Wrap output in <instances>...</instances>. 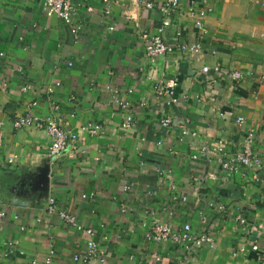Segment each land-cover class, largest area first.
Wrapping results in <instances>:
<instances>
[{
    "label": "crops",
    "instance_id": "1",
    "mask_svg": "<svg viewBox=\"0 0 264 264\" xmlns=\"http://www.w3.org/2000/svg\"><path fill=\"white\" fill-rule=\"evenodd\" d=\"M71 1L79 8L75 20L82 23L76 38L61 20L42 13L40 0H0V82L7 84L0 89V212H6L0 218V253L11 251L0 264H78L72 256L85 250L87 236L47 214L49 199L94 231L105 264H260L250 244L264 238L261 184L249 173H223L215 158L194 164L188 155L218 138L235 151L253 129L262 161L255 172L264 178V0H195L199 8L211 9L202 28L184 12L173 25L184 33V42L200 44L202 53L190 60L174 52L154 66L145 63L142 34L154 33L164 22L157 10L146 8L148 0H109L108 19L102 17V0ZM174 26L165 34L169 44L175 43ZM216 65L239 71L241 78L221 79L213 71ZM152 69L176 83V105L155 99L144 75ZM25 84L31 90L22 93ZM48 86L54 87L51 96L45 93ZM108 86L130 102L135 122L129 130L120 127L123 115ZM30 102H36V115L60 119L67 132L90 122L100 124L102 132L80 137L52 165L44 131L11 128ZM164 116L171 118L170 132L158 126ZM8 157H15L11 166ZM159 170L167 175L161 185ZM127 182L131 190L125 193ZM90 193L93 198H82ZM177 194L187 202L172 200ZM120 201L128 212H120ZM151 211L174 227L185 221L197 227V214L205 211L214 248L189 257L172 244L145 241L142 223L150 222ZM237 216L246 223H236Z\"/></svg>",
    "mask_w": 264,
    "mask_h": 264
},
{
    "label": "built area",
    "instance_id": "2",
    "mask_svg": "<svg viewBox=\"0 0 264 264\" xmlns=\"http://www.w3.org/2000/svg\"><path fill=\"white\" fill-rule=\"evenodd\" d=\"M42 13L47 18H55L61 20L69 28L73 37L76 38L82 29V23L75 20L76 16L79 15L78 6L71 0H40ZM260 1V0H251ZM146 8L149 10H157V12L162 17V25L155 29L154 33L142 34V39L144 41V60L146 64L154 66L156 61L174 52H178L183 56H187L190 60L194 59L195 56L202 53V46L200 44L190 45L184 42V33L177 26L173 25V19L176 15L182 12L186 13L190 17L195 18V26L202 28V18L211 12V9L199 8L196 5L195 0H161L159 3L154 2V0H148L145 4ZM87 12H92L91 8L86 9ZM102 17L103 19H108L111 16V4L109 0H102ZM176 24V23H175ZM171 39L175 42H168L169 37L167 34L168 27H172ZM110 30L112 29L109 28ZM3 58V53L0 52V60ZM72 63L69 62L68 66ZM202 72L206 73L209 71L207 66L202 67ZM18 71H22V68H18ZM146 80L152 82V90L155 95V99L164 102L167 107L176 105L179 102V97L176 96V83L173 81H165L163 74H158L155 76V70L152 69V73H146ZM213 71L220 74L221 79L230 81L231 83H237L239 78H241V73L237 70H223L218 65L213 68ZM214 83V81H209V84ZM59 86V83L56 84ZM7 87V84L2 81L0 82V89ZM106 89L112 92V100L120 108L123 120L120 127L124 130H129L134 126V116L131 111L130 102L124 95H122L119 90L113 89L111 87H106ZM31 90L29 84H25L21 87L22 93H27ZM45 93L48 96L54 94V87L48 86L45 88ZM73 99V98H72ZM36 102H30L25 105V112L21 116L15 117L11 121V128L13 130H20L24 128H31L36 130H42L46 133L50 139V145L47 149V157L52 163L66 151L71 148H75L76 143L79 141L80 137H92L97 136L102 132V127L100 124L90 122L80 126L74 132H67L63 127V123L60 119L54 118L53 116L40 117L34 113V107ZM237 125L243 122L241 117L236 119ZM160 127L164 128L166 132H170L172 121L168 116L160 118L158 121ZM185 135L196 137L195 132L185 131ZM255 141V130L249 129L245 132L240 148L235 151H231L227 148V142L223 138H218L212 145L209 144H198L189 153V161L191 163L203 162L204 165H208L213 162V159H217L220 166V170L226 174H236L249 173V179L254 182H259L262 186L264 192V178H260L255 172V169H260L262 161L257 155L254 148ZM3 149V136L0 133V153ZM169 153L171 155H177L175 150L170 148ZM9 166L15 163V157H8L6 160ZM143 165V163H141ZM159 182L160 185L167 178L164 171L159 170ZM246 175V174H245ZM170 180V179H169ZM171 189L175 190L172 184H169ZM131 190V184L127 182L123 187V192H129ZM94 193L88 195H82L83 199L93 198ZM172 200L181 203L187 202V197L184 195H175ZM125 201V200H124ZM121 213H126L129 210L128 205L120 201L118 204ZM46 213L49 215H56L65 223L74 227L77 231L83 232L87 236L85 250L82 253H76L72 256L74 263L78 264H105L106 261L102 250L100 249L98 242L95 240L94 231L90 228H85L81 224H78L76 218L68 212L62 210L54 199H49ZM151 220L150 222L142 223L145 232L143 237L145 241L151 243H169L178 248H180L187 256H195L203 248H214L215 239L213 234V227L209 226L208 216L205 211L199 212L197 227H194L190 221L183 222L179 227L171 226L158 217V213L150 212ZM6 212H0V218H5ZM15 219V217H13ZM235 222L242 225L246 223V218L242 216H237ZM264 237V236H263ZM250 251L256 255V260L260 264H264V238L261 243L257 240L250 244ZM11 251H4L0 253L1 258L9 257ZM49 255H53V251H50ZM32 263H35L33 260Z\"/></svg>",
    "mask_w": 264,
    "mask_h": 264
}]
</instances>
